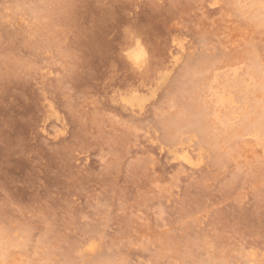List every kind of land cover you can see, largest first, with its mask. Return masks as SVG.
I'll use <instances>...</instances> for the list:
<instances>
[{"label": "rangeland", "instance_id": "1", "mask_svg": "<svg viewBox=\"0 0 264 264\" xmlns=\"http://www.w3.org/2000/svg\"><path fill=\"white\" fill-rule=\"evenodd\" d=\"M258 1L0 0L1 264H264Z\"/></svg>", "mask_w": 264, "mask_h": 264}, {"label": "bare ground", "instance_id": "2", "mask_svg": "<svg viewBox=\"0 0 264 264\" xmlns=\"http://www.w3.org/2000/svg\"><path fill=\"white\" fill-rule=\"evenodd\" d=\"M258 1V0H257ZM254 2H255V0H254ZM253 2V3H254ZM259 2V1H258ZM255 4V3H254ZM244 5V4H243ZM252 5V4H251ZM258 5H259V3H258ZM250 6V5H249ZM254 6V5H253ZM252 10H253V8H251ZM258 9V8H257ZM262 9H263V7H262ZM259 10V9H258ZM256 11V10H255ZM259 11H262V10H259ZM252 12V11H251ZM250 13V12H249ZM255 14H256V12H255ZM261 15H263V13L261 14ZM260 16V15H259ZM253 17H254V15H253ZM257 18H259L258 16L256 17V19ZM264 18V17H263ZM251 19V18H250ZM249 19V20H250ZM261 19L259 18V20H257V22L258 21H260ZM252 23H255V25H256V22L254 21H251ZM264 22V21H263ZM259 23V22H258ZM261 23H262V21H261ZM260 24V23H259ZM258 24V25H259ZM256 27V26H255ZM180 50H179V52L180 51H183V47H181V48H179ZM143 52L141 51V50H139L138 52H133V57L135 58V59H138L139 57H142L143 58V54H142ZM257 64V63H256ZM251 67V66H250ZM255 67V66H254ZM260 67V66H259ZM252 68V67H251ZM252 69H254V68H252ZM256 69L257 70H255V72L254 71H252V72H254V75H252V74H250V77H251V75L252 76H254L255 78H257V80L255 81V83L257 84V85H259V84H261L260 82H257L258 81V79L259 80H262V79H264V68H262V66H261V68L260 69H258L257 68V65H256ZM247 70H248V68H247ZM248 72V71H247ZM227 75H230V74H227ZM231 76V75H230ZM246 76H249V75H247L246 74ZM233 78L235 77V76H232ZM233 78H231L232 80H233ZM230 79V78H229ZM228 79V80H229ZM234 80H236L235 78H234ZM240 80V79H239ZM243 80H244V82H247V81H245V79L243 78ZM250 81H251V79H249ZM249 80H248V82H249ZM253 81L255 80V79H252ZM230 81V80H229ZM241 81V80H240ZM232 82V81H231ZM235 82V81H234ZM242 82V81H241ZM240 82V83H241ZM236 83V82H235ZM239 83V84H240ZM251 83H253L252 81H251ZM250 83V85L251 86H256V88H259V87H257V85L255 84V85H252ZM247 84V83H246ZM246 84L244 85V83H243V85L244 86H241V90H242V88H245V86H246ZM263 85H264V82L262 83ZM235 85V84H234ZM237 85V84H236ZM249 86V85H248ZM237 87V86H236ZM236 89V88H235ZM246 89V88H245ZM244 89V90H245ZM243 90V91H244ZM248 90V92H252L251 91V89L249 88V89H247ZM250 90V91H249ZM246 91V90H245ZM259 92H261L260 90H258ZM225 92V91H224ZM238 92H239V90H238ZM237 92V93H238ZM223 93V92H222ZM228 93V92H227ZM246 94V96H247V91L245 92ZM263 93H264V89H263ZM215 94V93H214ZM221 96L222 95H225L224 93L223 94H221V93H219ZM253 94H255V92L253 93ZM257 94H258V92H257ZM257 94H255V96H260V95H257ZM261 94V93H260ZM216 95V94H215ZM218 96V94H217V97L215 98V101H217V103H216V105L218 104V102L220 103L221 101V99H223V96L221 97V96ZM228 94H226V96H227ZM253 96V95H252ZM219 97H221V98H219ZM218 98V99H217ZM250 98H251V95L249 96V97H247V101L248 100H250ZM255 98H257V100H258V97H255ZM260 98V97H259ZM217 99V100H216ZM220 99V100H219ZM245 99V98H244ZM252 99V98H251ZM261 99H264V97H262ZM223 101L225 102V99H223ZM235 101V100H234ZM252 101H256L255 99L254 100H252ZM259 101V100H258ZM226 103V102H225ZM231 102L229 101V102H227V104L229 105ZM221 104V103H220ZM224 104V103H223ZM223 104H221L222 105V107H223ZM254 104H259V103H254ZM216 105H214L215 107H217ZM226 105V104H225ZM197 107H198V105H197ZM197 107L194 109V110H199V108L197 109ZM218 107H221V106H218ZM226 107V106H225ZM201 108V107H200ZM129 109V108H128ZM219 109H221V108H219ZM226 109H228V108H226ZM232 109V108H231ZM202 110V109H201ZM221 110H224L223 108L221 109ZM206 111V110H205ZM204 111V112H205ZM217 111V110H216ZM219 111V110H218ZM230 112V110H227V112ZM234 111V110H233ZM197 112V111H196ZM203 112V111H202ZM226 112V110L224 111V113H227ZM221 113V112H220ZM223 113V114H224ZM205 114V113H204ZM207 114V113H206ZM229 115H231V113H229ZM243 115H245V114H243ZM255 116L253 117V118H251V119H246V120H244L243 118V128L245 129V130H243L244 131V133H245V131L248 133V131L247 130H249L250 128H252L253 126H256L258 129H261V130H264V104H259V105H257L256 107H255V114H254ZM178 116V115H177ZM222 116V115H221ZM224 116V115H223ZM204 117H206L205 115H203V113L202 114H200L199 113V111L197 112V114H196V119H195V121L197 122V124L195 123V129L196 130H198V131H200V132H202L203 133V135L206 137V133L207 132H205L206 130H207V128L205 127L206 125H208L207 123H206V121L205 120H203L204 119ZM215 118H213V119H216V116H214ZM224 117H226V116H224ZM224 117H222V119L224 118ZM234 117V116H233ZM217 118H218V116H217ZM220 118V117H219ZM230 118V117H229ZM225 119V118H224ZM206 120H207V117H206ZM209 120V119H208ZM218 120V119H217ZM220 121V120H219ZM225 121V120H224ZM229 121V120H228ZM232 121V120H231ZM206 123V125H205V123ZM223 122V121H222ZM240 122V121H239ZM242 122V121H241ZM175 128H180V127H183V126H187V125H193V121L192 120H190L188 117H186V115H185V113H179V116L175 119ZM208 123H209V121H208ZM229 123V122H228ZM228 123H225V124H228ZM224 124V123H223ZM224 124V125H225ZM170 124H168V125H166L167 126V128L168 129H170V126H169ZM205 125V126H204ZM229 125V124H228ZM236 125H237V123H236ZM241 125V124H240ZM209 126V125H208ZM238 126H239V123H238ZM197 127V128H196ZM228 127V126H227ZM233 127H234V125H233ZM243 128H241V130L243 129ZM200 129V130H199ZM209 129V128H208ZM227 129H229L230 130V127H228ZM234 129V128H233ZM240 129V128H239ZM255 129V128H254ZM237 130V129H236ZM241 130H239V131H241ZM238 131V130H237ZM253 131H255V133H257L259 130H253ZM213 132V131H212ZM205 133V134H204ZM211 133V132H210ZM226 133H228V131L226 132ZM230 133V132H229ZM229 133H228V135H229ZM246 133V134H247ZM219 134H221V133H219ZM258 134H259V136H258ZM258 134H254V136H258V137H261V134H264V133H261L260 131H259V133ZM208 135V134H207ZM211 134H209V136H210ZM231 135V134H230ZM237 136H239L238 134H236ZM243 135V134H242ZM245 135V134H244ZM203 136V137H204ZM218 136V135H217ZM224 137H227V136H224ZM257 137V138H258ZM210 138V137H209ZM211 138H212V135H211ZM223 138V137H222ZM255 138V137H254ZM206 139V138H205ZM208 140V139H207ZM212 140V139H211ZM257 140H260V139H257ZM261 141H263V140H261ZM208 142H209V140H208ZM213 144V143H212ZM186 152H188V151H186ZM185 159H187V160H189V158L188 157H185ZM0 255H1V253H0ZM3 255L5 256V254L3 253ZM1 261H3V259L1 260ZM0 261V262H1ZM4 264H6L5 263V261L3 262ZM1 264V263H0Z\"/></svg>", "mask_w": 264, "mask_h": 264}]
</instances>
